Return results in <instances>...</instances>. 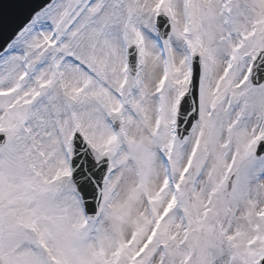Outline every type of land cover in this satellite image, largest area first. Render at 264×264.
Returning <instances> with one entry per match:
<instances>
[{
  "label": "snow or ice",
  "instance_id": "snow-or-ice-1",
  "mask_svg": "<svg viewBox=\"0 0 264 264\" xmlns=\"http://www.w3.org/2000/svg\"><path fill=\"white\" fill-rule=\"evenodd\" d=\"M0 264H264V0H0Z\"/></svg>",
  "mask_w": 264,
  "mask_h": 264
}]
</instances>
